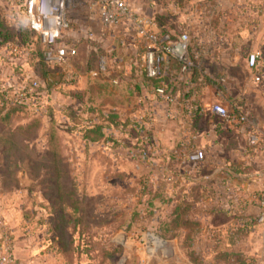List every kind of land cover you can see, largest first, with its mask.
I'll return each instance as SVG.
<instances>
[{"label": "rangeland", "instance_id": "obj_1", "mask_svg": "<svg viewBox=\"0 0 264 264\" xmlns=\"http://www.w3.org/2000/svg\"><path fill=\"white\" fill-rule=\"evenodd\" d=\"M123 1L148 18L157 34L173 37L186 33L189 37L185 57H169L159 67L158 76L171 74L177 79L167 82V94L158 95L147 85L144 93L137 91L136 85L145 75L142 58L146 47L137 41L128 22L111 31L103 27L102 33L93 35L87 24L80 23L86 20L79 14H74L66 34L57 41V45L75 42L77 55L60 65L45 60V69L55 73L44 80L45 69L35 57L39 38L36 34L30 40L19 36L12 10L15 0H0V10H5L7 22L15 27L11 29L14 43L0 45V91L22 96L26 103L12 117L13 128L17 123L29 125L26 139L17 140L20 144L11 149L0 145V197L6 202L0 227L10 234L13 262L18 238L25 264H230L227 257L215 254L228 247L243 249L247 264H264V223H257L251 235L233 246L224 232L231 227L226 222L219 226L220 234L209 227V221L203 222L206 232L202 229L195 239H187L185 229L179 231L180 237H168L163 229L164 221L181 202L195 203L189 215L192 220L209 218L211 205L224 203L230 209L231 195L222 192L226 182L229 191L241 195L236 181H227L225 174L215 176V169L235 150L232 128L206 115L192 132L184 122L181 103L177 101L179 110L170 111L172 116L166 113V105L174 100L169 98L170 90L185 86L200 106L205 102L234 106L225 87L226 73L234 76L236 93L244 92L251 72L243 61L259 44L251 37L252 33L258 35V29H250L248 17L241 15L245 8L260 7L262 0ZM234 13L240 15L232 25L229 16ZM99 57L105 61L104 69L99 67ZM128 74L137 78L135 85L121 78ZM151 93L158 100V111L150 106L147 95ZM109 112L121 115V121L128 124L115 128L116 118L110 113L109 139L85 144L84 128L100 123ZM166 121H181L184 127L174 129L171 136V149H178L177 143L182 145L172 159L163 156L170 149L161 143L168 129L154 133L155 125ZM52 124L60 141L56 148L66 157L72 174V185L66 179L63 193L57 191L46 145ZM13 128L0 120V144L3 133ZM216 132L222 133L218 146L214 145ZM196 150L203 152V159L189 162L188 153ZM262 181L254 196L257 214L261 212L258 194L264 192V176ZM61 195L69 207L58 200Z\"/></svg>", "mask_w": 264, "mask_h": 264}, {"label": "crops", "instance_id": "obj_2", "mask_svg": "<svg viewBox=\"0 0 264 264\" xmlns=\"http://www.w3.org/2000/svg\"><path fill=\"white\" fill-rule=\"evenodd\" d=\"M140 9L142 10V8ZM75 14H79V16L81 15L80 18L86 20L80 23L87 24L89 26L87 27V29H90L93 35L94 33L100 34L103 32V26L99 23V21H97L94 18V16L89 15L86 9L81 8V10H79ZM239 15H240L239 13H234L229 16L231 17L232 25H234V23H237L236 17H238ZM73 17H75L74 14L72 15V20ZM241 17H248L246 25L250 26V29H253V31L255 29H258L257 31L258 35L256 34L255 36V34L253 33L251 35L252 39H258L257 41L259 42V44H257L256 46L257 50H255L254 52L255 54H257L256 64L254 67L250 68L247 64L248 57L245 58L243 61L245 66L251 72V77L249 80L250 82L245 83L244 92L236 93V88L233 83L234 76L226 73L225 87L230 94L229 96H231V99L233 100L234 106L227 105L226 103H223L222 106L225 105L224 107L229 109L230 112L232 113L244 114L247 117V122L239 125L224 122V120H222L220 117L211 113L210 107L213 104H210L209 102H205L204 106H202L203 118L206 115H208L209 117L213 116L215 119L219 120L218 122H221L219 124L222 125L224 124L228 128L231 127L233 130L232 134H235L234 136H236L235 139L232 138V140H234L232 143V149L234 148L235 150H233L232 153L226 155L224 159L225 162L221 166L215 169V171H217L215 173V176H219V175L221 176L225 174L226 178L228 179L227 181L232 180L234 181L233 183H235L236 181L237 182L236 185H238V188L236 189L239 192H241V195L237 193V191L234 190L229 191V184L228 182H226L225 188L222 190V192L230 193L231 196L228 197V199L231 200V208L229 209L228 204L226 205L224 203H222L221 205L219 204L211 205L210 208L212 209H209L210 211L209 212L210 214L208 216L209 218L207 219H203L202 217L198 218V220L202 224V229H203L202 232H206L203 228V222L207 223L209 221L210 222L209 227L220 234L221 231L219 226L225 224V222L230 224L231 227L234 226L237 222L236 215L238 214L256 215L258 212L257 207L255 206L254 196L256 192L259 191V189L261 188L263 182L262 180L264 176V171H263L264 170V0H262L261 5L258 8H251V7L245 8V11L243 12V16L241 15ZM255 17L257 18L259 17L257 21L255 20ZM255 25L256 26L258 25V28ZM70 34L72 35V37H74L73 31H71ZM121 78L127 81L130 84V86L135 85V81L137 79L136 77L129 74ZM222 81H224V79ZM247 87H249L248 90H246ZM147 96L148 98H150L149 103L152 109H157L155 111H158L157 108L158 100L155 99V96L153 94ZM177 101L180 102L179 97L176 94L174 96V100H171V102H169L168 105H166L167 107H169V110L166 112L168 115L171 112H173L175 109L179 108ZM180 106H181L180 107V111H181L183 106L182 105ZM115 107L119 110L117 106ZM104 108L107 109L106 104H104ZM170 116H172V113L170 114ZM119 117L121 120L122 118L121 115ZM182 123L181 121H178V123L173 121H168L167 123H164L162 125L161 124L155 125L154 133L156 134L157 131L158 133L161 131L165 133L164 130L168 129L167 135L165 134L161 139V143L163 144V146H167L168 149L172 148L170 147L173 144L171 140L172 139L171 136L173 135L174 129H181V130L184 129ZM217 127H222V126L217 125ZM215 135L216 136L214 139V145L215 144L216 146L221 145V143L219 142L222 133L216 132ZM252 137L255 138V143L253 144L250 142V139ZM219 148L222 149V147ZM5 205H6L5 198L0 197V214L2 217L3 216L5 217ZM222 209L224 211H222ZM232 209L235 211L231 212ZM256 225L253 227L249 235L253 233ZM231 227H227V229L224 231L225 234L227 230L230 229ZM214 228H217L218 230ZM19 242L20 239L17 238L14 248V253H15L14 264H25L26 259L23 260L24 256L21 255L22 247L20 246Z\"/></svg>", "mask_w": 264, "mask_h": 264}, {"label": "built area", "instance_id": "obj_3", "mask_svg": "<svg viewBox=\"0 0 264 264\" xmlns=\"http://www.w3.org/2000/svg\"><path fill=\"white\" fill-rule=\"evenodd\" d=\"M20 6L19 12L25 18L29 27L36 32L40 41L46 45L44 59L50 64H64L77 55L75 42L57 45L72 22V15L81 8L99 21L107 31L113 30L120 23L128 22L137 41L143 42L146 51L143 55V68L148 77L157 76L159 67L169 57L183 59L187 52L189 37L186 33L172 39L167 34H157L152 22L133 11L123 0H16ZM92 37V34L89 35ZM92 40V39H90ZM257 54L250 53L247 58L248 66L254 67ZM99 67L105 68V61L99 57ZM36 85V84H35ZM158 95L164 93L163 88L155 90ZM211 113L220 117L224 122L242 124L247 117L242 113H232L222 105H212ZM184 118V117H183ZM250 142L255 143L252 137ZM202 151H191L187 155L189 162L196 163L203 159ZM261 212L257 214V223H264V192L258 194ZM13 249L10 234L0 227V264H14Z\"/></svg>", "mask_w": 264, "mask_h": 264}, {"label": "trees", "instance_id": "obj_4", "mask_svg": "<svg viewBox=\"0 0 264 264\" xmlns=\"http://www.w3.org/2000/svg\"><path fill=\"white\" fill-rule=\"evenodd\" d=\"M15 9H12L14 12L15 17L17 18L18 24L17 28L13 27L18 31L19 36L24 37V39H29L32 34H36L35 31H33L29 25L27 24L25 18L23 15L20 14L19 9L20 6L18 5L17 1L15 0ZM25 24V25H24ZM11 25L7 22L6 19V12L5 10H0V45L8 46L12 43H14L15 37L11 39V29H13ZM14 30V29H13ZM16 33V32H15ZM168 34V33H166ZM37 35V34H36ZM169 35V34H168ZM171 36V35H170ZM38 37V35H37ZM172 37V36H171ZM178 35H173L172 39L177 38ZM39 38V37H38ZM40 44L37 42L38 50L36 51L35 57L39 59L40 63L42 64L43 68H46L47 62L44 59V53L47 49L46 45H44L40 39ZM42 48V49H41ZM195 68V66H194ZM195 70V69H194ZM193 70V71H194ZM55 71L52 69H45L44 72V80L49 81L51 77L54 75ZM194 72H192L193 74ZM195 74V73H194ZM196 76V78H195ZM193 75L192 78L194 80H199V76ZM203 77V75H202ZM191 78V79H192ZM139 80L143 81L142 83H138L136 85L137 91L142 94L144 93L145 85L153 87L155 90L164 87L166 84L164 94H167L168 91V84L167 82H174L177 80L174 76H171V74H168L167 77H160V76H154V77H148L144 75ZM193 80V79H192ZM193 80V81H194ZM179 81H177L178 83ZM37 84V83H36ZM136 84V83H135ZM187 84V81H184V85ZM50 85V83H48ZM144 85V87L142 86ZM183 85V83H181ZM172 86V85H171ZM184 89L179 90L172 88L171 93L169 95L170 99H174V96L177 94L180 100L181 105L183 106L182 116L184 117V122L187 124H190L188 129H190L192 132L195 131L196 127L199 125L200 119L202 117V106L196 101H193V96H191V91L186 89L185 86ZM25 90V89H23ZM26 108V103L23 102L22 96L19 95L16 96H8L4 91H0V120L3 121L4 124H7L9 128H13V123H10L13 116H15L18 112L22 111ZM5 111L3 116H1L2 112ZM110 113L114 114L112 117L116 118V122L114 123L115 128H120V126L125 127L128 123H124L119 119V116L115 112H109L108 114H105L103 117V120L100 123L91 124L89 127L84 128V139L85 144L87 142H102L105 143L109 139V132H107L110 128L111 122L107 121L109 120ZM38 120V128L40 129L42 127V121L40 118ZM187 120V122L185 121ZM189 120V121H188ZM118 121V122H117ZM17 126L13 129H10L7 131V133H3L2 137L4 138L3 141H1V144H7L9 146V149L12 148V145H18L20 143L17 142L18 139L23 141L26 139V133L29 131V125L22 126V124L17 123ZM56 128L55 124H52L51 129L48 133V137L46 139V145H47V151L49 158L51 159V163L54 164V167H52V171L55 178V183L57 185V191H60L61 193L66 192V179H68L69 183L72 185V174L69 169V162L66 160V157L62 154V151H60L56 146L59 144V139L56 137L57 133H55ZM25 132V133H24ZM24 133V134H23ZM96 137H93V136ZM22 136V137H20ZM182 145L177 143L178 149H170L167 150L166 153L163 154L164 157H168L172 159V157H175L177 153L180 151V147ZM66 161V165L63 164V162ZM66 167V169H65ZM237 172V171H235ZM55 186V184H54ZM67 195L69 194L66 193ZM65 196L61 195L58 196V200H63L62 204H65L67 207L70 206L69 203H67L64 199ZM64 205V206H65ZM193 208H196V205L194 202H184L179 203L175 205L173 208V211L171 213V217L168 221H164L163 223V229L164 234L168 237H174L179 236L180 232L184 229L186 230V237L187 239H195V236L199 234L202 231L201 228V222L197 219H190L189 215L191 214V210ZM193 212V211H192ZM257 214H241L236 215L237 222L234 226H232L230 229L227 230L226 236L228 243L233 246L237 243V241H243L251 232L253 227L257 224ZM184 230V231H185ZM216 255L220 257H227L230 261V264H247V255L243 250H236V248H224L221 251H218L215 253ZM215 255V256H216ZM196 256H198L196 254ZM198 264H203L199 263Z\"/></svg>", "mask_w": 264, "mask_h": 264}]
</instances>
